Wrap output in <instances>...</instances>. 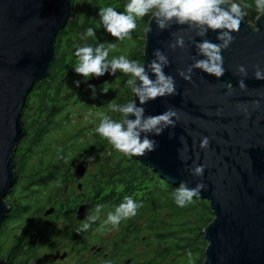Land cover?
I'll use <instances>...</instances> for the list:
<instances>
[{"label": "water", "instance_id": "1", "mask_svg": "<svg viewBox=\"0 0 264 264\" xmlns=\"http://www.w3.org/2000/svg\"><path fill=\"white\" fill-rule=\"evenodd\" d=\"M73 2L0 0V227L11 208L6 197L17 181L15 153L24 136L23 109L35 84L49 74L55 61L56 37L73 18ZM258 16L253 24L246 15L240 31L232 33L235 41L222 52L225 74L217 78L194 69L192 82L184 80L179 70H186L194 57L204 58L197 55L194 41L219 43V30L199 37L187 25L173 23L161 31L153 17L148 23L143 65L147 69V63L154 59L153 51L160 49L169 59L164 71L174 77L177 94L142 105L145 115L162 114L171 106L185 116L175 128H167L159 136L150 135L158 145L154 152L130 157L173 185L185 182L192 188L203 182L207 186L193 197L209 201L214 212L212 222L203 229L208 241L204 264H264V80L254 78V65L264 69V16ZM174 34L184 36L185 48L169 47L175 42ZM239 65L246 67V78L237 74ZM149 75L155 79L154 74ZM117 76L118 72L106 73L90 78L88 83L99 86L114 82ZM242 78L247 92L239 89ZM228 83L233 86L231 93ZM256 100L260 101L259 109L253 107ZM135 101L141 106L134 94ZM240 104L248 106L251 118L238 111ZM218 109L222 115H215ZM171 132L175 135L170 138ZM203 136L211 141L207 152L199 147ZM182 141H186L190 157L186 161L180 158ZM95 161L93 156L80 160L74 168L75 178L82 179ZM194 162L207 165L202 178L188 171ZM89 206H79V219L84 218ZM130 262L127 259L125 264ZM0 264H7L6 259L0 257Z\"/></svg>", "mask_w": 264, "mask_h": 264}, {"label": "trees", "instance_id": "2", "mask_svg": "<svg viewBox=\"0 0 264 264\" xmlns=\"http://www.w3.org/2000/svg\"><path fill=\"white\" fill-rule=\"evenodd\" d=\"M236 1L241 2L243 10L248 13L249 21L255 23L259 14L255 9L254 0ZM127 2L128 0H74L73 18L56 37L55 61L50 67L49 74L35 84L28 96L26 104H32L31 100L35 99V111L30 113L26 109L23 110L24 136L15 153L17 181L12 190V192L17 191L19 195H13L12 203L13 206L24 209H42L54 204L57 210H75L82 203L88 202L91 214H94L97 205H102L100 218L92 223L93 229L98 232L107 213L113 211L126 196H130L143 206L139 208L135 217L120 223V231L114 239L113 250L108 258L103 261L94 260L90 264H109V262L117 264L116 260L131 252V241L138 240L143 235H150L157 247L141 260L128 256L125 261L131 258L130 264H189L184 261L185 256L189 252L194 254L196 251L202 252V263L208 246L203 229L214 218L209 201L193 198L185 207H179L175 204L172 195L179 186L165 181L149 166L130 156H126L125 162L115 159L110 155V143L96 131H92L94 134L90 143L91 148L96 152V157L94 156L96 164L94 170L87 175L86 191L74 202L68 199L61 200L58 196L72 176L74 162L79 160L80 152L76 151L77 149L81 151V147L71 148L68 155L63 151L58 153L44 166L25 168V162L35 153L33 150L53 129V125H56L58 120H62V116L64 117L71 105L82 100L84 104L98 102L101 99L99 97H102L93 95L92 89L88 87L89 79L85 81L84 77L75 72L74 68L78 63L75 55L77 48L83 46L95 48L101 43L105 45L112 43L117 45L116 49L111 51L112 57L122 53L134 60L129 38L120 41L112 37L105 30L98 14L100 8L109 6L118 12H123ZM248 4L252 7H246ZM151 17L152 15L149 14L139 18L144 22L145 34L142 38L144 48ZM89 27L95 30V37L82 39ZM144 48L135 52V61L141 65L145 60ZM130 78L118 71L116 81L109 84L110 87H115L111 96L108 94L102 97L101 100L104 102L101 101L99 104L102 103L105 107L108 106L105 102L110 101L117 104L134 102V93L126 83ZM77 80L81 82L79 87L74 83ZM98 89L99 87L95 86V94L98 93ZM123 93L128 94L124 101ZM105 110L106 116L115 119V112L110 109Z\"/></svg>", "mask_w": 264, "mask_h": 264}, {"label": "clouds", "instance_id": "3", "mask_svg": "<svg viewBox=\"0 0 264 264\" xmlns=\"http://www.w3.org/2000/svg\"><path fill=\"white\" fill-rule=\"evenodd\" d=\"M255 9L260 16H264V0H254ZM246 7L251 8L248 4ZM99 17L105 30L117 40H124L130 37V34L137 29V20L151 14L158 28L163 31L172 26L187 25L188 29L195 32L196 36L206 37L209 30L217 31L219 34L216 39L219 43L210 42L203 39L202 42H195L197 55L203 59L193 58L194 63L189 65L186 70H179V75L186 81L192 82L194 69H200L203 72L214 75L217 78L225 74L224 58L222 52L227 50L235 41L234 32H239L241 23L246 16L240 4L233 0H128L123 12H118L113 7H103L99 10ZM259 18V16H258ZM254 31H259L255 29ZM176 35V34H174ZM95 37V30L89 27L83 34L82 39ZM186 43L183 35H176L175 42L169 47L175 50L177 47L183 49ZM117 45L101 43L95 48L83 46L77 48L75 55L78 63L75 66V72L84 77L85 81L92 77H101L106 73L115 75L118 71L130 76L126 81L131 87L132 92L139 99L138 106L135 102L117 104L114 101L108 102V108L112 112L122 114L124 119L118 121L109 116H104L95 131L106 139L115 150L129 156L143 157L148 153L154 152L158 147L156 140L150 138V135L159 136L167 128H175L176 122L181 120L185 114L174 107H168L166 111L158 115H145V105L158 97L173 96L177 94L175 79L171 75L165 74L164 68L169 65L168 57L160 50L153 51L154 59L145 65L139 64L135 60L127 58L125 55L114 56L109 59L111 51L116 49ZM254 78L264 80V69L260 65H254ZM149 72L155 75L153 80ZM237 74L246 78L248 71L244 65L237 66ZM139 81V84H137ZM77 87L80 81H74ZM95 95V85L89 84ZM228 93H231L233 86L226 84ZM239 89L247 92L248 87L245 79L239 80ZM107 93V89H103ZM254 109L260 108V101H253ZM238 111L243 112L246 118H251V113L247 105H237ZM212 113H209L211 115ZM215 115H222V110L218 109ZM134 117V119L130 118ZM257 118V122L259 121ZM175 135L169 133L170 138ZM181 150L180 158L184 161L189 159L187 156V144ZM210 138L203 136L199 147L207 152L210 145ZM199 160V153H197ZM206 164L193 163L188 171L195 177H203ZM207 186L203 183H197L195 187H188L185 182H181L179 187L172 194L176 205L185 207L190 203L193 197L199 196L201 191ZM143 205L138 203L130 196L115 207L113 211L107 213L106 219L99 226V231H104L108 226L117 228L123 220L135 217L139 208ZM102 205H97L94 214L87 215L85 222L82 223L78 231H87L91 223H95L100 218ZM189 264L192 262V253H188ZM110 264V262H109Z\"/></svg>", "mask_w": 264, "mask_h": 264}, {"label": "flooded vegetation", "instance_id": "4", "mask_svg": "<svg viewBox=\"0 0 264 264\" xmlns=\"http://www.w3.org/2000/svg\"><path fill=\"white\" fill-rule=\"evenodd\" d=\"M95 164L89 166L87 173L80 180L75 178L73 169L71 178L65 183L66 192H64V186L58 198L73 200V202L79 198L84 193L82 180L87 179L91 167ZM79 183L82 184L81 188L78 187ZM74 184L79 191L75 192ZM86 203L89 204L88 202L82 204ZM78 208L57 210L54 204H50L42 209H24V207L13 206L12 203L11 210L0 227V232H2L0 234V257L5 258L7 264H90L94 260H106L113 250L114 240L111 245H91L90 243L95 239H100L104 231L94 236L93 233L96 231L92 223L87 231H78L85 222L86 216L91 215L89 206L84 218L79 219ZM12 234L13 237H11ZM4 242L7 243L3 244ZM88 248L91 254L84 256ZM73 255L74 260L70 262L69 259ZM116 262L125 264V259L122 263L120 259Z\"/></svg>", "mask_w": 264, "mask_h": 264}, {"label": "rangeland", "instance_id": "5", "mask_svg": "<svg viewBox=\"0 0 264 264\" xmlns=\"http://www.w3.org/2000/svg\"><path fill=\"white\" fill-rule=\"evenodd\" d=\"M233 2L241 5V2H238L236 0H233ZM244 12L248 16V13L246 11ZM248 20H249V16H248ZM250 22L253 23L252 21ZM143 23L144 22L138 19L137 29L134 30L130 34V37H128L130 41V51H132L131 54L134 55L133 56L134 60H136L135 52L137 50H142L144 48V42L142 41L143 34H145ZM119 55H123V54L118 53L117 56ZM110 57H112V52H110L109 54V59ZM110 83H113V82H106V83L99 85L98 86L99 89L97 90L98 93H96L95 95H100L104 97L109 94L108 96H111V93L115 87H110L109 86ZM105 88L108 90L107 93L103 91V89ZM120 94L122 93L120 92ZM127 95L128 94L123 93L122 95V98H124L123 101L126 99ZM102 97H99V98L102 99ZM101 99L98 100V102H90L89 104L88 102L84 104L82 102L84 100L79 101V102L77 101L73 105H71L68 108L70 111L69 110L66 111V114L64 115V117L62 116V120H58V123L56 125H53L54 126L52 127L53 129L51 128L52 130L49 131L42 138L41 142L39 143L40 145L37 146L33 150V152L35 153L30 160L25 162V168H32V167L37 168L40 166H44L46 165V163H48L49 160L56 157V155L62 151L65 153V155L70 154L69 150L71 148H74V149H77L79 147L82 148L81 151H78V149L76 151V152H80L78 154L79 160H81L83 157H86V156H95L96 152L90 146V143H91V140L94 134L93 132L95 131L96 127H98L99 121L104 116L107 115V112L105 109H109L108 106L103 107L102 103L99 104L101 101L104 102V100H101ZM31 101L33 103L29 105L26 104L23 110L26 109L27 112L34 113L35 108H36V103H34L35 99H32ZM105 104H108V102H105ZM68 112L69 114H67ZM68 115L69 117H66ZM123 119L124 117L122 116V114L115 112V120L122 121ZM110 148H111L110 155H112V157L120 160L121 162L126 161V156H129V155H126L124 153H121L115 150L111 144H110ZM78 161H75L74 165ZM74 165H73V169H74ZM93 170H94V166L91 167L90 172H92ZM82 181L84 182L83 191L85 192L87 188L86 180L83 179ZM73 189L75 190V192L79 191L76 187V184H74ZM13 195L18 196L19 194L17 193V191L15 192L11 191L6 197L10 207H12ZM119 231H120V226H118L117 228H112L111 226H109V228L104 230V233H101L100 239L98 240L95 239L90 244L97 245V246H101L105 244L111 245L112 241L115 239ZM98 232H94L93 235L95 236ZM1 233L2 232H0V234ZM11 237H13V234L11 235ZM7 242H8V239H7ZM7 242H4L3 244ZM131 242H132L131 252H129V254L123 255L120 258L121 263H122V260L128 258V256H134L141 260L142 257L149 255L157 247L156 242L153 239H151L150 235L149 236L143 235L138 240H132ZM88 254H91V252H89V248H88V252H86L84 256H87ZM201 254H202L201 251H196V253L192 254L193 264H204L205 259L201 263L202 261ZM73 260H74V255L72 258L69 259V261L72 262ZM184 261H187L189 263L188 255L185 256Z\"/></svg>", "mask_w": 264, "mask_h": 264}]
</instances>
